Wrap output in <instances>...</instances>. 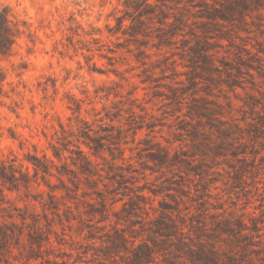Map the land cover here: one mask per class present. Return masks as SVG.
<instances>
[{
	"label": "rangeland",
	"instance_id": "rangeland-1",
	"mask_svg": "<svg viewBox=\"0 0 264 264\" xmlns=\"http://www.w3.org/2000/svg\"><path fill=\"white\" fill-rule=\"evenodd\" d=\"M143 1L164 22L123 33L125 0H0L16 30L0 55V264H264V134L245 105L264 91V10ZM82 131L105 137L99 156Z\"/></svg>",
	"mask_w": 264,
	"mask_h": 264
},
{
	"label": "trees",
	"instance_id": "trees-1",
	"mask_svg": "<svg viewBox=\"0 0 264 264\" xmlns=\"http://www.w3.org/2000/svg\"><path fill=\"white\" fill-rule=\"evenodd\" d=\"M256 2H259V6L264 10V0H255ZM125 6H130L131 8L134 9L135 13H136V18H131L130 23L128 25H125L124 22L126 20H128L125 17H119L117 18V30H123L122 32L124 33L125 30L123 29L124 27H128L129 29H131L132 32L134 33H139L140 31L143 32L144 28L146 27V22L147 20H152L155 13L153 11V7H151L149 5V3H147L146 1H141V0H133V1H126L124 2ZM256 10L258 11L259 8H256ZM248 11V5H247V1L246 0H237V2L234 4V6H232L231 9V13H238L241 18L244 16V13ZM157 20H159L160 23H163L164 21H162L161 17L155 15ZM163 16V15H162ZM220 17H216V18H220V20H228L227 17H223V15H219ZM12 22L10 20V13L7 7L1 6L0 5V55H7L10 53L11 49H12V45L14 44L15 41V29L13 30L12 26H11ZM172 27V30L169 31L167 34H163V35H157V37L159 38V40L163 43L166 42H170L171 39L169 38H173V36H175V24L170 23L169 24ZM263 25V24H262ZM170 34V35H168ZM191 52L195 53L199 59L203 60L207 57L206 54V49H204L202 47V45L200 46H196L193 50H190ZM258 53H263L264 54V49H259L257 51ZM260 59V56H258ZM197 59V58H196ZM199 61H192V64L195 65L196 67H200ZM262 63L259 64V67H257V73L259 76L264 77V72L260 71V67H262ZM5 79V76L3 74V72L0 70V94L2 93V83ZM261 94V98L257 99L254 96H250V103H245V105L247 107H249L252 111L254 110L256 113V117H255V126L257 127L258 131L262 134H264V91L260 92ZM112 120V119H111ZM113 127V126H111ZM119 131V129H117ZM224 132V131H223ZM82 138H86L87 140H89L91 143H93V145H90V143H86L85 145L89 147V149L91 150L92 154L94 156H99V153L103 150V140L105 139V137L103 135H99L98 137L92 138L89 136V134L86 131H82L81 135ZM54 155L60 159L61 155L59 153V149H55L54 148ZM76 155L78 158H82L86 165L83 166V170H86L87 172H90L87 168L88 166L91 164L90 161L87 160V158L83 155V153L80 150L75 151ZM121 153V152H120ZM113 156V155H111ZM115 157H112V160H114ZM29 162L32 164L33 166V170L34 173L37 174V172L40 170L44 173H50V170L48 168V166L41 161L38 158L35 159H29ZM72 164L76 166V161H74L72 159ZM13 183L16 182V177L14 175V173L12 172L10 174ZM28 179V178H27ZM26 179V180H27ZM241 227H244V225H241ZM246 228V227H245ZM147 258V254L145 255ZM149 258V257H148ZM205 262H209L210 259L209 257H205L204 259ZM206 264V263H205Z\"/></svg>",
	"mask_w": 264,
	"mask_h": 264
}]
</instances>
